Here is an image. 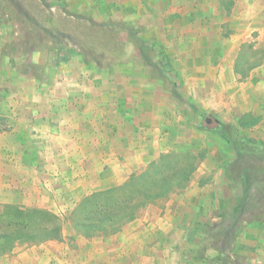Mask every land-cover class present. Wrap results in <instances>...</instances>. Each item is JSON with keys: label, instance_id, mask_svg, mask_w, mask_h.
Instances as JSON below:
<instances>
[{"label": "crops", "instance_id": "crops-1", "mask_svg": "<svg viewBox=\"0 0 264 264\" xmlns=\"http://www.w3.org/2000/svg\"><path fill=\"white\" fill-rule=\"evenodd\" d=\"M190 2L193 14L200 4L211 24L233 29L196 39L220 45L214 48L224 60L234 59L243 43L264 44V0ZM4 12L0 7V204L72 211L83 198L125 183L169 153L168 133H176L181 118H168L165 80L153 81L140 69L91 67L79 55L55 67L49 48L42 62L25 58L13 46L28 21H8ZM263 62L237 72L240 82L229 63L209 82L231 117L222 125L252 128L256 136H248L264 145ZM26 63L45 65L43 77L26 73ZM220 170L226 185L225 167ZM213 202L198 195L166 197L114 234L79 236L70 245H16L0 264H214V246H198L208 236L206 220H214L206 208ZM229 250L231 264L232 255L241 264H264V222L246 227Z\"/></svg>", "mask_w": 264, "mask_h": 264}, {"label": "rangeland", "instance_id": "rangeland-1", "mask_svg": "<svg viewBox=\"0 0 264 264\" xmlns=\"http://www.w3.org/2000/svg\"><path fill=\"white\" fill-rule=\"evenodd\" d=\"M190 1L192 0H0V7L2 11L5 10L8 21L19 23L20 19H26L29 23L20 24L23 39L13 46V50L25 58L33 55V60L44 61L43 50L51 45V34L76 48L85 65L102 69H140L145 70L153 81L159 78L165 80L168 118H181L174 123L176 133H168L171 150L165 155L173 154L170 160H177V166L185 163L194 168L184 188H176L166 197L198 195L215 201L206 207L214 219L206 220L208 236L198 242L199 250L205 251L211 246H221L218 243L223 239L221 235L230 230L235 219L232 209L241 197L239 183L246 182L245 185L249 187L248 205L250 202L253 206L261 200L264 203V148L248 147L245 141H241L240 144L236 143L235 150L217 133L201 127L205 125L206 117H211L220 124L231 119L223 102L213 97L214 87L209 80L214 79V71L216 70L217 76L220 68L232 63L236 79L241 81L244 78L238 74L240 71L249 73L251 66L261 59L264 61V44L253 41L243 43L234 59L224 60L223 55L215 49L220 45L197 43L196 39L229 34L233 29L211 24L208 13L200 14V4L193 7L198 10L193 14ZM57 2L61 6H53ZM183 2L188 3L187 10H182ZM193 18L200 21L193 22ZM109 21L126 24L134 31L131 33L119 26L109 25ZM151 40L161 42L165 48L175 77L163 70L158 60L157 48L152 46L149 49ZM238 113L234 118H238ZM214 123L208 124L207 128L213 129L216 126ZM225 131L230 138L236 134L237 137L256 136L252 128H231ZM232 162H235L234 167H229L225 174L230 176L229 189L223 184L220 169ZM70 212H51L58 217L62 226L61 238L56 241L59 244L70 245L81 236L69 221ZM252 212L253 209H250L243 214L242 223L243 219L252 216ZM254 213L259 212L255 210ZM216 241L217 245L214 244ZM38 244L40 243L16 245ZM231 258L233 264H241V258L235 255Z\"/></svg>", "mask_w": 264, "mask_h": 264}, {"label": "trees", "instance_id": "trees-1", "mask_svg": "<svg viewBox=\"0 0 264 264\" xmlns=\"http://www.w3.org/2000/svg\"><path fill=\"white\" fill-rule=\"evenodd\" d=\"M55 5L61 6L58 2L53 6ZM107 24L119 26L131 33L134 31L132 27L123 23L109 21ZM50 36L53 41L48 49V60L53 66L67 64L78 55L77 49L68 42H63L57 36L51 34ZM152 46L157 48L158 60L163 70L175 77L173 66L163 47L152 43L149 49H152ZM44 71L45 65L25 64V72L37 78H42ZM201 127L217 133L235 150H237L236 143L240 144L241 141H245L248 147L264 148L263 144L246 135L237 137L236 134L233 138L227 137L226 128L219 122L213 129L207 128L208 124ZM171 156L162 155L141 173L131 176L125 183L83 198L70 212L69 221L76 232L84 237L114 234L136 219L147 206L165 198L176 188H184L194 168L185 163L180 166L175 165L177 160L172 162ZM234 165L235 162L228 164L225 167V174L228 168H233ZM225 180L226 186L230 189V176H225ZM245 184L246 182L239 183L242 190L241 197L232 209L235 219L230 230L225 235H221L223 237L221 242H215L216 245L218 242L221 246L213 247L217 251L214 264H231L227 255L231 244L246 227L264 222V203L261 200L255 202L253 206L250 202L248 205L249 187ZM250 209H253L252 216L243 219L242 223L241 217ZM255 210L259 213L255 214ZM61 234L62 226L58 217L47 210H26L18 206L0 205V256L10 253L16 244L57 241L61 238Z\"/></svg>", "mask_w": 264, "mask_h": 264}, {"label": "water", "instance_id": "water-1", "mask_svg": "<svg viewBox=\"0 0 264 264\" xmlns=\"http://www.w3.org/2000/svg\"><path fill=\"white\" fill-rule=\"evenodd\" d=\"M213 122L217 123V121H216V120H213L211 117H206V118L204 119V123H205V124H211V123H213Z\"/></svg>", "mask_w": 264, "mask_h": 264}, {"label": "flooded vegetation", "instance_id": "flooded-vegetation-1", "mask_svg": "<svg viewBox=\"0 0 264 264\" xmlns=\"http://www.w3.org/2000/svg\"><path fill=\"white\" fill-rule=\"evenodd\" d=\"M212 124V123H211ZM211 124H209V125H211ZM214 124H216V123H214Z\"/></svg>", "mask_w": 264, "mask_h": 264}]
</instances>
